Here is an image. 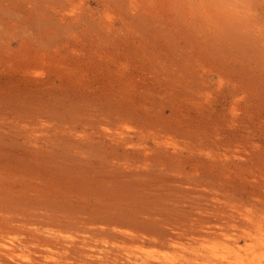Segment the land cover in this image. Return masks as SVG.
I'll use <instances>...</instances> for the list:
<instances>
[{
    "label": "rangeland",
    "instance_id": "rangeland-1",
    "mask_svg": "<svg viewBox=\"0 0 264 264\" xmlns=\"http://www.w3.org/2000/svg\"><path fill=\"white\" fill-rule=\"evenodd\" d=\"M250 1L0 0V264H264Z\"/></svg>",
    "mask_w": 264,
    "mask_h": 264
},
{
    "label": "bare ground",
    "instance_id": "bare-ground-1",
    "mask_svg": "<svg viewBox=\"0 0 264 264\" xmlns=\"http://www.w3.org/2000/svg\"><path fill=\"white\" fill-rule=\"evenodd\" d=\"M251 3H255L256 2V0H251L250 1ZM249 10H250V7L248 8ZM256 10H257V8H256ZM254 11V12H251V11H248V13H250V14H255V16L256 17H249L248 15H247V17L249 18V19H251V23L253 22V26H252V28L250 29V31L254 34V38H255V42H256V46L257 45H262L263 47H264V26H263V20H262V18L263 17H260L258 14H257V11ZM242 12L240 11V15H239V20L241 21V22H243V14H241ZM235 14H239V13H234L233 15H235ZM250 23V24H251ZM227 24H228V22H227ZM234 24V27H235V23H233ZM233 24H231V22L228 24V25H231V27L230 28H233L232 26H233ZM238 25V24H237ZM227 27H229V26H226V28ZM241 28H243V27H241ZM228 30V29H227ZM230 30V29H229ZM227 31V32H230V31ZM226 31V30H225ZM232 31V30H231ZM226 32V33H227ZM241 33V30H239V34ZM238 34V35H239ZM231 35H233V34H231ZM246 38H247V31H245L244 32V35H243V39L244 40H246ZM262 46H261V48H262ZM263 49V48H262ZM246 235H248V233L246 234Z\"/></svg>",
    "mask_w": 264,
    "mask_h": 264
}]
</instances>
